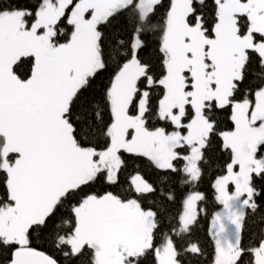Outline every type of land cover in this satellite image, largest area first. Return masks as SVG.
<instances>
[{"label":"snow or ice","instance_id":"snow-or-ice-1","mask_svg":"<svg viewBox=\"0 0 264 264\" xmlns=\"http://www.w3.org/2000/svg\"><path fill=\"white\" fill-rule=\"evenodd\" d=\"M0 264H264V0H0Z\"/></svg>","mask_w":264,"mask_h":264},{"label":"trees","instance_id":"trees-1","mask_svg":"<svg viewBox=\"0 0 264 264\" xmlns=\"http://www.w3.org/2000/svg\"><path fill=\"white\" fill-rule=\"evenodd\" d=\"M201 190L209 194V201L207 204L209 216H208V218L201 220V226H200V233L199 234H200L201 239L206 244H208V251L210 252L211 247H210V241H209V237L207 235V232H208V229L210 227L211 216H212L214 210H219L220 206L214 205L212 203L211 196H210V189L208 188V181L207 180L205 181V183L203 185H201ZM255 219H256V222L259 223V217L257 216ZM252 223H253V221L250 219L248 222V226L245 228V231H244V241L245 242H248L250 239V235L252 232V228H251Z\"/></svg>","mask_w":264,"mask_h":264},{"label":"rangeland","instance_id":"rangeland-1","mask_svg":"<svg viewBox=\"0 0 264 264\" xmlns=\"http://www.w3.org/2000/svg\"><path fill=\"white\" fill-rule=\"evenodd\" d=\"M210 226H211V222H210ZM210 228V227H209Z\"/></svg>","mask_w":264,"mask_h":264}]
</instances>
